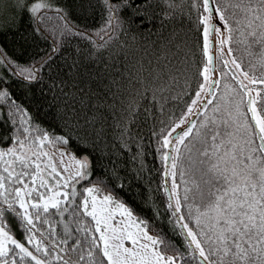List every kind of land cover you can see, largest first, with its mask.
Instances as JSON below:
<instances>
[{
  "label": "snow or ice",
  "instance_id": "1",
  "mask_svg": "<svg viewBox=\"0 0 264 264\" xmlns=\"http://www.w3.org/2000/svg\"><path fill=\"white\" fill-rule=\"evenodd\" d=\"M100 3L106 15L98 36L107 35L113 26L123 28L126 21L122 13L126 10H132L143 23L153 0ZM163 3L174 7L172 0ZM14 6L33 22L34 34L47 40L46 33L52 30L41 21L53 19L42 14L43 9H52L49 0H14ZM200 6L198 23L202 27L197 31L202 37L203 59L196 73L198 88L181 116L169 128L154 133L158 150L168 149L161 153L165 178H172L170 188L165 189L167 222L174 233L179 226L176 234H182L186 243L177 244L161 232L149 235L145 220L133 219V210L119 201L116 186L100 198V189L82 183H92L86 155L77 157L71 149L61 151L58 169L53 155L45 149L69 145L72 136L52 135L38 126L16 101L10 85L0 79V102H9L7 111L0 103V129L7 130L0 133V264H264V74L245 70L234 55L238 49L233 47L243 46L250 56L258 49L255 55L264 67V0H200ZM54 11L71 33L66 10L57 7ZM79 35L88 38L86 32ZM60 47L62 44L53 38L52 51L31 66L17 65V75L30 83L38 82L40 71L50 66L48 62ZM0 63L12 64L2 50ZM217 72L219 78H214ZM225 77L235 86L224 84L223 88L239 100L222 111L214 101ZM153 79L162 76L154 75ZM139 83L163 108L167 99L164 85L153 89ZM139 95L148 99L143 93ZM129 109L134 114L133 104ZM62 119L72 123L75 116L68 120L64 114ZM193 149L199 182L191 180V169L182 166L185 153L193 161ZM190 182L197 190L192 202ZM76 184L81 186L79 198ZM197 197L200 203L195 202ZM155 215L160 217L159 209Z\"/></svg>",
  "mask_w": 264,
  "mask_h": 264
},
{
  "label": "trees",
  "instance_id": "2",
  "mask_svg": "<svg viewBox=\"0 0 264 264\" xmlns=\"http://www.w3.org/2000/svg\"><path fill=\"white\" fill-rule=\"evenodd\" d=\"M172 2L174 7L168 8L163 0H153L143 23L132 10H126L122 13L126 21L123 28L113 26L114 30L110 29L107 35L98 36L96 32L100 31L106 15L100 0H49L52 9H43L42 14L53 19L42 20L41 24L52 31L46 33L45 40L34 34L35 25L14 6V0H0V50L12 61L11 66L0 63V79L10 85L16 101L28 110L38 126L52 135L72 136L69 145L46 149H71L77 157L86 155L92 183H82L100 189V196L116 186L119 201L133 210L137 220H145L149 235L161 232L168 240L182 244L186 241L182 234H176L179 226L174 233L164 211L168 200L165 189L170 188L172 178H165L161 153L168 149L158 150L154 133L169 128L181 116L198 88L200 78L196 73L203 57L202 37L197 29L202 27L198 23L202 8L200 0ZM57 7L66 10L71 33L66 31L65 21L56 16ZM81 32H86L88 38H81ZM53 38L62 47L48 62L50 66L40 71L39 81L30 83L17 75L20 71L17 65L31 66L52 51ZM233 47L238 49L234 55L245 70L257 76L264 74V67L255 55L258 49L250 56L243 46ZM154 75H161L162 79L154 80ZM173 76L175 80L171 79ZM139 81L153 89L164 85L167 90L163 95L167 99L163 108L151 100V92H144ZM224 84L235 86V82L230 77L221 80L214 103L220 104L222 111L231 109L236 100L234 94L223 88ZM0 103L7 111L9 102ZM129 104H133L134 114ZM64 114H68V120L75 116V121L68 123L62 119ZM6 131L0 129V133ZM192 155L190 162L188 154H184L182 166L190 168L191 180L199 182L195 149ZM176 180L180 183L179 175ZM121 184L122 188L118 186ZM75 186L79 198L81 186ZM183 187L181 184V196ZM189 187L193 190L189 201L192 202L197 190L191 182ZM195 202L200 203L198 197ZM157 209L160 217L155 215ZM184 211L186 214L187 209ZM60 230L61 226L57 225V231ZM16 235L21 238L19 233Z\"/></svg>",
  "mask_w": 264,
  "mask_h": 264
},
{
  "label": "rangeland",
  "instance_id": "3",
  "mask_svg": "<svg viewBox=\"0 0 264 264\" xmlns=\"http://www.w3.org/2000/svg\"><path fill=\"white\" fill-rule=\"evenodd\" d=\"M215 21V20H214ZM213 21V23H216V21L214 22ZM212 39H213V41H215V37L213 36L212 37ZM225 59H231V57H228V56H225ZM219 74H217L216 75V77H219L218 76ZM241 79H242V77H241ZM235 95V94H234ZM234 99H236V100H239V97H236V96H234ZM197 107H199V105H197ZM173 135H175V133H173ZM45 150H47V151H49L50 152V154L51 155H53V158H54V162H56V164H57V168L59 169L60 168V164H59V153L61 152V151H64V152H67L68 150L66 149H64V150H61V149H45ZM65 162L66 163H68L69 161H68V157L67 156H65ZM100 198H102V196H100ZM126 206V205H125ZM118 219H124V218H119L118 217ZM133 219H136L135 217H134V215H133ZM126 222V221H125ZM133 231H135V229L133 228ZM126 246H130L127 242H126Z\"/></svg>",
  "mask_w": 264,
  "mask_h": 264
}]
</instances>
